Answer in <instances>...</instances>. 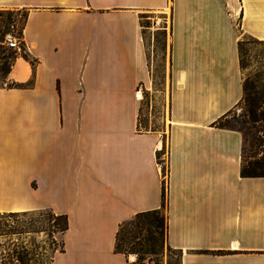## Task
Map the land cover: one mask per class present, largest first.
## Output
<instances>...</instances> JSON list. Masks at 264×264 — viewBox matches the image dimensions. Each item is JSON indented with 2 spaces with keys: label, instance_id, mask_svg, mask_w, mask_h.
I'll list each match as a JSON object with an SVG mask.
<instances>
[{
  "label": "crops",
  "instance_id": "obj_1",
  "mask_svg": "<svg viewBox=\"0 0 264 264\" xmlns=\"http://www.w3.org/2000/svg\"><path fill=\"white\" fill-rule=\"evenodd\" d=\"M0 8L27 10L23 45L37 59L18 57L10 78L20 84L0 85V212L68 215L51 264H127L120 223L164 202L182 264H264V174H242L244 133L216 124L244 97L239 42L242 32L264 39V0ZM144 16L162 18L152 34L165 35V55L169 30L159 89L168 119L158 129L141 125L142 90L157 89Z\"/></svg>",
  "mask_w": 264,
  "mask_h": 264
},
{
  "label": "rangeland",
  "instance_id": "obj_2",
  "mask_svg": "<svg viewBox=\"0 0 264 264\" xmlns=\"http://www.w3.org/2000/svg\"><path fill=\"white\" fill-rule=\"evenodd\" d=\"M12 11L10 15L9 12ZM0 36L3 32H13L21 37L20 30L25 19L23 9L0 8ZM10 18V20H9ZM162 18L144 16L143 25L146 28V42L148 53L154 73L156 88L153 90H142L141 103V125L145 129L162 128L164 121L168 119V102L165 100L163 89L165 71L168 67L169 55V30L167 33V55H165V35L160 31L152 34L158 29ZM0 41V85H17L18 80L10 78L12 67L27 48L20 38V48H12L8 45L7 38ZM240 57L245 84V96L223 120L227 126L240 129L245 136L244 165L252 167L259 173H264V39L257 38L251 34H241ZM167 62V64H165ZM167 77V74H166ZM166 126V133L168 132ZM167 138L166 147L162 154L163 163L167 168ZM250 165V166H249ZM250 167V168H251ZM167 176V172L165 173ZM166 202L162 206V213L166 217ZM4 222L9 226L18 227L20 233H4L0 231V264L1 252L16 244L23 245L30 251L33 259L29 264H51L53 254L61 249L62 233L55 232L53 220H50L47 211L43 209L22 212L16 215H8L0 212V225ZM166 222V221H165ZM34 229L36 231H34ZM42 229V230H40ZM164 229L163 248L158 256L160 264H181V251L173 248L166 237V223ZM35 252V253H34ZM133 259L137 254L132 253Z\"/></svg>",
  "mask_w": 264,
  "mask_h": 264
},
{
  "label": "trees",
  "instance_id": "obj_3",
  "mask_svg": "<svg viewBox=\"0 0 264 264\" xmlns=\"http://www.w3.org/2000/svg\"><path fill=\"white\" fill-rule=\"evenodd\" d=\"M23 10L25 11V19L23 26L20 30L21 37H23V29L28 16L27 10L26 9ZM9 13L11 15L12 11ZM0 15H3V12H0ZM5 34L6 31L3 32V34H1L0 41L3 40ZM241 44L242 41L240 40L239 48L241 47ZM22 55L27 60H29L33 65H35L37 59L34 56H32V54L28 50L24 51ZM227 115L228 114L221 116L216 121V124L219 126H227L223 123V120ZM228 127H232V126H228ZM164 150L165 147L163 150L158 152L159 161H162V153L164 152ZM251 164H253L252 167L250 166ZM250 165L249 166L251 168L245 166L243 163L242 166L243 175L264 174L256 171L255 163H250ZM162 168H163V174L165 175V173L168 172V167L166 168V166L163 164ZM42 210L43 209H41V211ZM45 210L47 211L48 218L50 220H53V225L55 227L53 231L64 233L69 227L68 215L65 213L57 214L51 209H45ZM26 212L28 211H23L22 213L25 214ZM18 213L20 212H6V214L8 215H16ZM165 223H166V237H167V216L165 217L164 214L162 213V207L137 212L132 217L125 219L120 223L116 236V250L123 252L126 255H129L131 253L137 254V258L135 260L128 259L127 264H160L158 256L160 255L163 248L164 229H162V226H164ZM0 231L4 233L22 232L21 230L18 229V227L12 225L9 226V224L6 222L0 225ZM34 231L36 230L34 229ZM63 248L64 246L62 242L61 249ZM1 253H2L1 264H29V262L33 259V256L30 255V251H28L27 248H25L23 245H19V244H16L13 247L8 248L6 252H1Z\"/></svg>",
  "mask_w": 264,
  "mask_h": 264
},
{
  "label": "built area",
  "instance_id": "obj_4",
  "mask_svg": "<svg viewBox=\"0 0 264 264\" xmlns=\"http://www.w3.org/2000/svg\"><path fill=\"white\" fill-rule=\"evenodd\" d=\"M158 23H160L161 25V21H158ZM6 38H7V42H8V45L10 47H13V48H20V38L19 36L15 35L13 32H8L6 34ZM161 151V150H160ZM160 163L162 164L163 166V158H162V161H160Z\"/></svg>",
  "mask_w": 264,
  "mask_h": 264
},
{
  "label": "bare ground",
  "instance_id": "obj_5",
  "mask_svg": "<svg viewBox=\"0 0 264 264\" xmlns=\"http://www.w3.org/2000/svg\"><path fill=\"white\" fill-rule=\"evenodd\" d=\"M26 68H27V65L23 61H19L18 65H17L16 71L17 70H19V71H22V70L26 71ZM15 73H17V72H15Z\"/></svg>",
  "mask_w": 264,
  "mask_h": 264
}]
</instances>
